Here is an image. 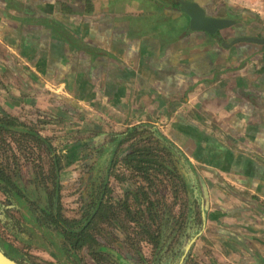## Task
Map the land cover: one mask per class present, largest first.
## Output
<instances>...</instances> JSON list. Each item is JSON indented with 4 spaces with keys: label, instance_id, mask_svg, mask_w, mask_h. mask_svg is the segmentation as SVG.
<instances>
[{
    "label": "crops",
    "instance_id": "0c3cea01",
    "mask_svg": "<svg viewBox=\"0 0 264 264\" xmlns=\"http://www.w3.org/2000/svg\"><path fill=\"white\" fill-rule=\"evenodd\" d=\"M188 1L234 23L215 34L192 30L180 10ZM5 116L55 148L65 217H81L84 183L107 170V158L148 146L153 156H179L206 192L204 227L186 264H264V0H0ZM17 135L36 147L21 156L37 157L23 164L12 148L0 160L26 182L24 190L0 184V235L55 263L61 236L45 230L44 191L37 206L26 196L36 173L49 175L54 154L26 131ZM115 173L130 178L123 165ZM109 184L143 219L135 212L145 206L127 196L133 180L111 176ZM165 187L157 190L166 195ZM119 221L134 224L122 210ZM5 223L19 224L20 237Z\"/></svg>",
    "mask_w": 264,
    "mask_h": 264
},
{
    "label": "trees",
    "instance_id": "16d2710c",
    "mask_svg": "<svg viewBox=\"0 0 264 264\" xmlns=\"http://www.w3.org/2000/svg\"><path fill=\"white\" fill-rule=\"evenodd\" d=\"M23 126V123L12 117H0V134L17 135L26 131L27 136L37 140L39 147L54 154L49 158V175L40 177L36 173L29 180L33 190L26 196L31 204L37 206L43 200L38 194L40 187L44 191L49 206L45 215L49 225L45 230H55L56 235L61 236V245L54 244L51 248L57 259L55 263H36L34 260L37 257L15 247L0 235V247L8 256L23 264H178L187 242L202 231L207 210L203 183L194 170L191 174L183 168L179 156L177 160L174 159L176 156H153L151 148L139 146L134 149L132 156L107 158V170L99 177L90 179L89 183H84L87 192L82 196L84 206L81 217L69 219L61 213L60 157L55 155V148L45 138ZM119 165L130 171V178L115 173ZM111 176L119 180H133L134 186L137 185L136 189L130 186L132 189L127 190V196H132L131 201L135 205L145 206L135 212V216H142L143 219L131 216L127 204L130 201L121 204V199L110 187ZM0 184L5 187L14 185L20 190L26 188L21 171L10 167L9 163L0 162ZM164 186L170 192L172 204L168 205V199L160 188L157 190ZM121 210L126 211V215L134 222L132 227L119 223ZM144 214H147V219H144ZM17 225L5 223L4 227L13 230L19 238L22 232L17 229ZM108 228L121 232L125 239L121 240L108 232ZM128 228L133 229L134 236L128 233ZM39 236H45V233L41 232ZM21 242L24 244V241ZM143 242L151 246L150 259L142 252ZM188 259L189 256L183 264Z\"/></svg>",
    "mask_w": 264,
    "mask_h": 264
},
{
    "label": "water",
    "instance_id": "95a60500",
    "mask_svg": "<svg viewBox=\"0 0 264 264\" xmlns=\"http://www.w3.org/2000/svg\"><path fill=\"white\" fill-rule=\"evenodd\" d=\"M181 12L186 13L190 18V28L192 30H203L209 34H215L219 30L227 28L232 22L231 20L216 18L207 14L206 10L198 3L188 1L180 6ZM242 41H255L253 38L243 37ZM199 235L189 240L184 248L182 257L178 264H183L189 256ZM0 264H23L16 259L8 256L0 247Z\"/></svg>",
    "mask_w": 264,
    "mask_h": 264
},
{
    "label": "rangeland",
    "instance_id": "374dc122",
    "mask_svg": "<svg viewBox=\"0 0 264 264\" xmlns=\"http://www.w3.org/2000/svg\"><path fill=\"white\" fill-rule=\"evenodd\" d=\"M12 148H16L18 154L20 155L17 157L20 162H23V164H28L31 162H32V164L34 163L33 161H30V160L36 158L37 156H21L25 153H29L30 155H32L33 152H36V147H35L33 142H30L28 139L23 138L19 135L1 133L0 134V160H3L5 158L6 159L9 158L10 156H3V154H5V153L7 154L9 151L12 150ZM5 151H7V152H5ZM44 166L46 168L48 166L46 159L44 161ZM169 195H170V192H168V190H167V193H166L167 198H169L168 197ZM168 201L172 202V199H169ZM10 242H12V240H10ZM141 248H142L143 254L147 258L150 259L151 258V250H152L151 246L147 245L143 242ZM34 261L36 263H41V262L43 263V259H41L39 257L35 258Z\"/></svg>",
    "mask_w": 264,
    "mask_h": 264
}]
</instances>
